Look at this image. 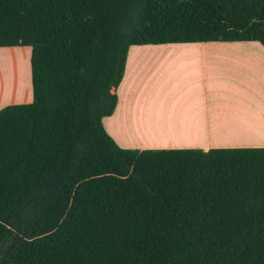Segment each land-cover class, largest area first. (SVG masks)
<instances>
[{"label":"trees","instance_id":"16d2710c","mask_svg":"<svg viewBox=\"0 0 264 264\" xmlns=\"http://www.w3.org/2000/svg\"><path fill=\"white\" fill-rule=\"evenodd\" d=\"M257 40L264 0H0L32 101L0 108V264H264V147L122 148L132 44Z\"/></svg>","mask_w":264,"mask_h":264},{"label":"crops","instance_id":"0c3cea01","mask_svg":"<svg viewBox=\"0 0 264 264\" xmlns=\"http://www.w3.org/2000/svg\"><path fill=\"white\" fill-rule=\"evenodd\" d=\"M1 53L15 58L0 64V108L31 102V47L0 46ZM114 92L102 124L122 148L264 147L257 40L132 44Z\"/></svg>","mask_w":264,"mask_h":264},{"label":"rangeland","instance_id":"374dc122","mask_svg":"<svg viewBox=\"0 0 264 264\" xmlns=\"http://www.w3.org/2000/svg\"><path fill=\"white\" fill-rule=\"evenodd\" d=\"M15 56L12 54H6V53H1L0 54V64H4V63H7L8 61L10 60H14ZM21 62H25L26 58H25V55H22V56H19Z\"/></svg>","mask_w":264,"mask_h":264}]
</instances>
